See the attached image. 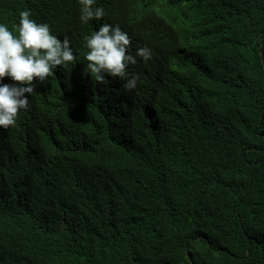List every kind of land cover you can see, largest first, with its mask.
Here are the masks:
<instances>
[{
    "label": "trees",
    "instance_id": "trees-1",
    "mask_svg": "<svg viewBox=\"0 0 264 264\" xmlns=\"http://www.w3.org/2000/svg\"><path fill=\"white\" fill-rule=\"evenodd\" d=\"M99 2L88 23L76 0L31 4L76 62L0 130V264H264V0ZM21 7L0 0L14 37ZM103 24L130 36L135 89L87 68Z\"/></svg>",
    "mask_w": 264,
    "mask_h": 264
},
{
    "label": "clouds",
    "instance_id": "clouds-1",
    "mask_svg": "<svg viewBox=\"0 0 264 264\" xmlns=\"http://www.w3.org/2000/svg\"><path fill=\"white\" fill-rule=\"evenodd\" d=\"M36 0H21L23 11L18 16L19 33L12 32L0 24V80L11 77L13 84H0V130L7 132L17 126V120L29 107L25 95L35 91L36 83H43L54 74L57 66L75 63L76 57L70 46V40L57 38L48 25V21L36 15L31 4ZM105 9L121 15L128 12H147V0H103ZM81 8L80 20L88 23L92 19H101L105 10L99 0H76ZM40 7V6H39ZM117 14V15H118ZM89 49L87 68L99 84L106 82V76L125 80V87L135 89L139 77L129 75L128 66L137 63L129 54L131 47L129 34L119 26L103 24L91 37H85ZM136 56L145 62L151 60L152 52L147 47L137 50Z\"/></svg>",
    "mask_w": 264,
    "mask_h": 264
}]
</instances>
